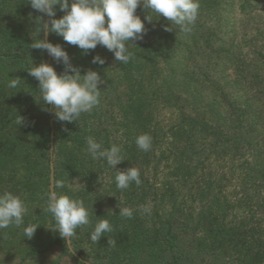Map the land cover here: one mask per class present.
Masks as SVG:
<instances>
[{"label": "trees", "instance_id": "16d2710c", "mask_svg": "<svg viewBox=\"0 0 264 264\" xmlns=\"http://www.w3.org/2000/svg\"><path fill=\"white\" fill-rule=\"evenodd\" d=\"M199 3L190 33L150 13L127 64L105 47L85 54L48 32L82 73L95 70L104 81L100 103L68 123L51 105L42 110L39 82L28 74L49 56L31 48L45 37L35 17L50 18L29 0H0V192L25 201L24 226L41 224L31 239L24 226L0 230V264H86L70 247L93 264H264V0ZM136 11L148 15L142 5ZM64 14L57 5L55 18ZM97 54L104 65L92 63ZM50 64L63 73V63L51 57ZM14 78L16 89L7 86ZM144 133L148 152L135 143ZM90 136L104 148L123 146L117 169L93 159ZM129 167L142 183L121 190L115 176ZM52 170L54 188L64 183L55 191L82 200L91 214L70 244L49 229L55 221L42 209ZM124 207L132 218L119 214ZM99 219L113 231L94 243Z\"/></svg>", "mask_w": 264, "mask_h": 264}, {"label": "clouds", "instance_id": "9594fccd", "mask_svg": "<svg viewBox=\"0 0 264 264\" xmlns=\"http://www.w3.org/2000/svg\"><path fill=\"white\" fill-rule=\"evenodd\" d=\"M31 7L39 13L47 15L50 23L43 19V15L35 17L36 31L45 33L44 38L33 40L31 48L46 51L57 63L65 66L63 73L47 62L40 63L28 69V74L38 80L40 98L35 99L45 106L54 109V115L61 122L71 123L79 120L83 113L91 112L100 103V85L104 83L99 72L89 69L82 73L81 69L72 64L68 52L60 44H54L47 39V33L53 32L63 37L64 42L79 47L87 54L97 46L105 47L114 54L116 61L127 64L134 53L129 44L143 40L146 29L145 20L151 22L155 14L158 19L163 17L170 21V25L178 27L179 31L190 33L195 25L200 3L199 0H29ZM59 5L65 14L56 17V6ZM142 5L148 15L141 19L137 14L138 6ZM166 26V31L173 27ZM176 29V28H175ZM106 58L95 55L93 64L104 65ZM20 79L14 78L8 82V87L16 89L20 86ZM25 118L18 115L16 123L24 124ZM135 143L139 149L148 152L152 147V138L144 133L136 137ZM87 151L93 159L103 158L107 164L116 166L125 160L123 146L118 144L104 148L95 138H87ZM117 169V168H116ZM119 189H127L133 182L139 186L140 171L136 167L118 170L115 176ZM63 181H58L55 188H63ZM55 188L47 195V206L43 211L50 213L55 221V227L60 237L70 244L76 229L91 224L90 212L84 202L67 194H58ZM119 214L125 218H132L134 210L128 207L119 208ZM142 214H150L149 206H142ZM28 213L25 201L11 191L0 192V230L11 226H24V218ZM41 224H28L23 227V236L33 238ZM113 226L108 219H99L91 232V240L98 243L106 233H111ZM108 245L115 246V241L109 237Z\"/></svg>", "mask_w": 264, "mask_h": 264}, {"label": "water", "instance_id": "95a60500", "mask_svg": "<svg viewBox=\"0 0 264 264\" xmlns=\"http://www.w3.org/2000/svg\"><path fill=\"white\" fill-rule=\"evenodd\" d=\"M47 36H48V33H47ZM50 61H51V56L49 55V56H48L47 63H50ZM53 188H54V171L52 170V173H51V190H52ZM70 248H71L72 252L74 253V255H75L78 259L82 260V261L85 262L86 264H93V263H91L90 261H87V260L83 259L78 253H76V252L72 249V247H70Z\"/></svg>", "mask_w": 264, "mask_h": 264}]
</instances>
